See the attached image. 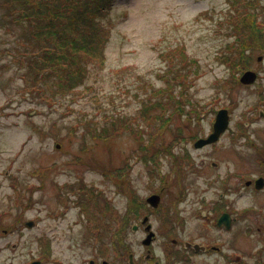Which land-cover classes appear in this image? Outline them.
Wrapping results in <instances>:
<instances>
[{
  "label": "rangeland",
  "instance_id": "obj_1",
  "mask_svg": "<svg viewBox=\"0 0 264 264\" xmlns=\"http://www.w3.org/2000/svg\"><path fill=\"white\" fill-rule=\"evenodd\" d=\"M260 4L264 7V0H260ZM228 5L227 0H117L111 12L113 33L106 49L105 63L100 66L91 64L86 84L78 87L75 90L77 93L70 94L73 96L64 98L58 94L59 101L50 106L42 99L50 85L32 83L28 66L21 56L27 44V30L21 23L11 20L15 7L7 4L6 0H0V259L5 264L24 262V257L17 259L14 254L38 252L36 239L41 236L58 237L52 245L53 252L87 253L86 249H80L78 239L85 228L93 229V223L89 222L96 221L97 217L99 220L106 217L103 221L106 224L100 225L101 234L111 235L115 229L112 222L117 221L118 217L96 213L92 207L82 209L80 203L84 198L89 201L87 195L79 198L76 190L72 192L69 185L77 187L83 181L89 187L94 184L103 191V197L108 198L114 210L123 214L128 202V181L124 185L125 192L103 172L105 169L123 167L129 158L131 164L136 165L133 174L139 170L145 172L141 164H137L135 159L132 161L131 154L137 151L139 145L146 150L150 146L146 143L149 142L151 151L162 144L167 149L176 145L171 152L159 156L168 158L171 163L177 158V165L184 162L189 166V142L193 134L191 113L190 119L177 114L166 128H162L161 134L151 136L154 140H150L148 133L144 134L146 139L141 141L124 131L112 138L111 144H107L106 140L97 144L94 139H89L97 145L85 151L82 133L90 131L86 122L90 118L96 119L95 124L101 127L105 126L106 114L135 117L142 108L141 99L146 98L152 87L159 89L166 86L163 75L167 74L169 65L161 53L178 46L186 48L188 57L197 59L201 73L189 89L193 107L198 108L197 104H201L207 109L213 95L215 76L223 77L226 70L242 69L241 62L225 65L219 60L223 53L232 60L239 59L241 55L237 52L241 49L235 26L242 27L244 23L242 20L228 21ZM247 10L254 13L251 8ZM258 11L253 16L258 15V24L264 27V8ZM246 26H250L246 31L251 32V25L246 22ZM246 49L255 57L253 67L263 68L264 78V48L259 45L249 47L248 44ZM260 56L262 60L258 61ZM262 82L264 84V79ZM147 84L152 86H148L147 90L141 88ZM51 85L54 88V80ZM237 93L243 98L234 108V115L237 121L241 119L242 122L245 118L240 111L245 108L251 115L257 93L241 90ZM161 113L154 110L152 115ZM204 118L201 124L207 131L210 116ZM157 121L152 123L153 126L157 125ZM261 123L264 124V119L258 122L259 125ZM143 127L146 128V125ZM175 127L184 128L187 142L181 145L172 142V129ZM250 130L251 135L253 128ZM260 135L264 136V132ZM185 149L189 151L185 152ZM163 171L168 169L164 168ZM191 180L192 177L185 175L183 188L191 189ZM147 181L150 180L146 174ZM26 186H35V189H31L34 192L30 198V189ZM19 193H26L27 197L20 198ZM190 204L189 194L183 205ZM104 205L105 202L101 201V207ZM29 206L31 208L22 214L26 210L24 208ZM59 206L65 214L50 217V213L56 212ZM20 214L23 221L17 226ZM28 220L35 221L32 228L23 226ZM14 242L17 244L15 249L8 247L9 243Z\"/></svg>",
  "mask_w": 264,
  "mask_h": 264
},
{
  "label": "flooded vegetation",
  "instance_id": "obj_2",
  "mask_svg": "<svg viewBox=\"0 0 264 264\" xmlns=\"http://www.w3.org/2000/svg\"><path fill=\"white\" fill-rule=\"evenodd\" d=\"M239 58L248 61L244 63L247 68L215 76L207 109L201 104L193 109L192 97L189 166L184 162L177 165V158L168 162V158L157 156L161 154L158 150H143L140 145L131 156L145 172L133 174L136 165L130 158L126 160L128 202L125 212H118L117 221L112 222L115 229L111 235L101 234L102 226L96 220L89 222L93 229L85 228L77 238L80 249L87 253L53 252L58 237L41 236L36 239L38 252L13 256L24 257L21 264H264V136L260 135L264 124H258L264 119L263 68L253 67L255 57L251 52ZM249 71L256 74L254 83L244 84L241 78ZM238 90L257 93L251 115L245 108L240 111L245 118L242 122L234 115V108L243 98ZM220 111H226L220 121L226 122L227 128L215 142L201 146V141H207L215 132ZM205 116H210L207 131L201 124ZM150 153L153 158L148 159ZM146 174L151 182H146ZM187 174L192 177L191 189L183 188ZM189 194L191 204L184 206ZM152 197L158 198L150 201ZM58 208L49 216L65 214ZM21 218L20 214L17 226ZM27 222L35 225V221L28 220L23 226ZM8 247L15 249L17 244L9 243ZM0 264L5 262L0 259Z\"/></svg>",
  "mask_w": 264,
  "mask_h": 264
},
{
  "label": "trees",
  "instance_id": "obj_3",
  "mask_svg": "<svg viewBox=\"0 0 264 264\" xmlns=\"http://www.w3.org/2000/svg\"><path fill=\"white\" fill-rule=\"evenodd\" d=\"M6 1L7 4L15 7V11L11 14V20L21 23L27 30V44L24 45L25 48L21 56L28 66L30 80L35 84L39 82L37 85L40 82L43 86L50 85L45 95H42V99H45L50 106L59 101L58 94L64 98L73 96L70 94L77 93L75 90L86 84L90 77L91 64L100 66L105 63L106 49L113 33V23L110 20L111 12L117 0ZM227 1L229 4L227 11H230L227 15L230 17L228 21L232 23L242 20L244 23L242 27L235 26V35L239 39V48L241 49L237 52L244 54L248 44L249 47L259 45L264 48V27L258 24L259 16H253L259 12L258 9L264 8L260 4V0ZM248 8H251L254 13L249 12ZM246 22L251 25V32L246 31L247 27L250 28V26L245 27ZM225 54H220L219 57L223 64L237 65L241 62L242 69L245 68L244 63H247V60L242 58L232 60V58L225 57ZM161 57L168 60L169 65L167 74H162L166 86L159 89L152 87L146 98L141 99L142 108L135 117L124 115L119 117V115L116 116V113L106 114L105 126L101 127L95 124L96 119L94 118L86 121L90 131L82 133L84 141L82 147L85 151L92 150L93 146H96L100 141L106 140L107 144H111L112 138L120 136L119 132L124 131H128L141 141L146 139L144 134L148 133V137L150 136V140H152L153 137L151 136L161 134L162 128H166L177 114L186 115L190 119L192 98L189 89L192 87L193 80L201 74L197 59L188 57L184 46L163 52ZM52 80H54V88L51 85ZM148 86L151 87L152 85H143L141 88L147 90ZM154 110H160L162 113L152 115ZM156 120H158L157 125L153 126L152 123ZM143 125H146V128ZM172 131H174L172 142L177 145L187 142L183 127H175ZM89 139H94L97 144L90 142ZM173 148L174 146H169L167 149L162 144L156 150L165 155L164 152H171ZM147 149L151 151V145ZM147 158H153V154H148ZM103 173L106 177L113 179L120 186V189L125 191L124 185L128 179L127 162L121 168L105 169ZM69 186L72 192L76 190L79 198L87 195L89 201L84 198L85 200L80 203L82 209L87 210L92 207L96 213L103 215L108 213V215L112 214L113 217H118V212L114 210L108 198L103 197V191L94 184L89 187L83 181L77 187L74 184ZM34 187L26 186L30 189L29 198L33 196L34 191L31 189H35ZM22 194L19 193L18 196L25 199L26 193ZM101 201L105 202L104 207H101ZM29 208L31 207H25L26 210H23L22 214ZM105 219L104 216L101 220L98 217L96 220L103 226Z\"/></svg>",
  "mask_w": 264,
  "mask_h": 264
},
{
  "label": "water",
  "instance_id": "obj_4",
  "mask_svg": "<svg viewBox=\"0 0 264 264\" xmlns=\"http://www.w3.org/2000/svg\"><path fill=\"white\" fill-rule=\"evenodd\" d=\"M256 74L254 72H251L249 71L248 73H246L242 78H241V82H243L244 84H249V83H254V78H255ZM223 112H226V111H220L219 113V119L217 120L216 124H215V132L208 138L207 141H201V146L203 144H207V143H210V142H215L217 140V136L219 133H221L222 131H224L227 127H226V122L222 123L220 121L221 119V114ZM59 148V146H57ZM154 198H158V197H152L150 199V201H152ZM34 226V223L33 222H27L25 224V227L27 228H32Z\"/></svg>",
  "mask_w": 264,
  "mask_h": 264
}]
</instances>
